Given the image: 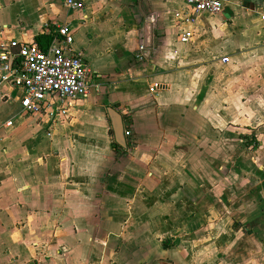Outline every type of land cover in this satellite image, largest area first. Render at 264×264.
<instances>
[{
  "label": "crops",
  "instance_id": "0c3cea01",
  "mask_svg": "<svg viewBox=\"0 0 264 264\" xmlns=\"http://www.w3.org/2000/svg\"><path fill=\"white\" fill-rule=\"evenodd\" d=\"M66 1L0 0V43L68 25L94 72L55 118L0 87V264H264V0Z\"/></svg>",
  "mask_w": 264,
  "mask_h": 264
},
{
  "label": "built area",
  "instance_id": "2783aa9c",
  "mask_svg": "<svg viewBox=\"0 0 264 264\" xmlns=\"http://www.w3.org/2000/svg\"><path fill=\"white\" fill-rule=\"evenodd\" d=\"M224 1L185 0V3L197 15H218ZM66 6L72 9L82 7L75 0H67ZM190 35L187 34L182 41ZM73 42L70 26L61 25L46 49L36 43L15 40L0 43V87L6 85L22 92L24 113L46 114L50 118L66 116L67 104L89 95L94 72L83 56L73 50ZM125 134L131 136L130 131Z\"/></svg>",
  "mask_w": 264,
  "mask_h": 264
},
{
  "label": "water",
  "instance_id": "95a60500",
  "mask_svg": "<svg viewBox=\"0 0 264 264\" xmlns=\"http://www.w3.org/2000/svg\"><path fill=\"white\" fill-rule=\"evenodd\" d=\"M151 30H152L151 22L148 21L147 26H146V31L148 32L149 37H150ZM146 47L147 48L151 47L150 42L146 45ZM109 116L111 119L112 128L114 131L116 142L119 145L125 147L126 141H125V134H124L123 119H122L121 115L118 114L117 112H115L114 110H109Z\"/></svg>",
  "mask_w": 264,
  "mask_h": 264
},
{
  "label": "trees",
  "instance_id": "16d2710c",
  "mask_svg": "<svg viewBox=\"0 0 264 264\" xmlns=\"http://www.w3.org/2000/svg\"><path fill=\"white\" fill-rule=\"evenodd\" d=\"M51 38L49 36H45V35H39L36 37L35 41L40 45V47H46L49 43H50ZM112 133V132H111ZM114 148L115 149H119V147L114 144Z\"/></svg>",
  "mask_w": 264,
  "mask_h": 264
}]
</instances>
